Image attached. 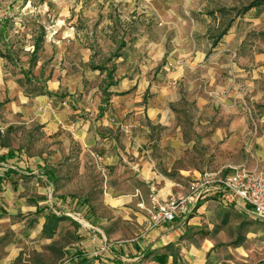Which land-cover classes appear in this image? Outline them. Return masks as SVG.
I'll return each instance as SVG.
<instances>
[{"label":"crops","instance_id":"0c3cea01","mask_svg":"<svg viewBox=\"0 0 264 264\" xmlns=\"http://www.w3.org/2000/svg\"><path fill=\"white\" fill-rule=\"evenodd\" d=\"M149 3L146 8L144 0L9 1L25 20L33 17L34 22V12L51 17L50 31L43 25L35 38L43 33V51L55 60L63 58L59 65L70 73L59 80L49 74L52 85L34 96L0 74V264H19L27 243L23 234L49 233L43 231L46 221L26 228L17 216L43 212L41 198L47 196L49 203L46 194L53 192L69 138L82 151L101 155L107 204L116 215H136L141 226L138 236L110 247L105 235L96 238L81 229L90 257L77 254L69 264H264L263 232L253 228L250 209L225 193H203L187 215L155 226L139 207L140 201L147 205L152 189L163 202L190 194L203 171L264 166V110L254 130L246 113L248 104L264 103V54L241 49L250 31H264V4L256 3L236 18L226 19L228 11L213 18L177 15L181 26L176 27L186 33L177 48L153 42L145 30L128 36L132 19H146L149 11L164 13L165 21L171 17L174 6L165 0ZM77 21L99 22L105 29L76 30ZM118 26L124 30L120 34ZM93 33L107 42L101 51L89 44ZM91 65L114 69L107 103L102 101L106 71ZM14 125L39 127L48 152H33L31 135L17 148L2 140L13 132L16 140L23 135ZM69 198L51 196L57 206ZM104 246L108 249L95 253Z\"/></svg>","mask_w":264,"mask_h":264},{"label":"rangeland","instance_id":"374dc122","mask_svg":"<svg viewBox=\"0 0 264 264\" xmlns=\"http://www.w3.org/2000/svg\"><path fill=\"white\" fill-rule=\"evenodd\" d=\"M9 1L0 0V74L7 80L21 82L25 93L31 96L41 94L48 90V86L52 85V81L49 80L51 79L49 74H54V77H57L59 80L62 76L70 73V70L62 71V69L66 68L61 64L59 65V62H63V58L55 60L53 55L43 51L45 38L42 47L31 58L30 50L33 39L43 29V25L46 32L50 31L51 17H47L42 12H34L33 16H36L34 22L33 17H31V20H25L20 17V8L11 6ZM252 1L255 0H165L166 3L174 6L168 14L171 16L168 21H165L163 18L164 13L163 15H158L149 11L146 19H132V27H128L129 30L127 29L126 31H128L129 36L132 30L137 34L145 30L153 42L161 44L160 42L163 41L165 47L168 44L170 47L181 48L183 37L186 36V33L179 32V29L176 27L181 26L176 18L177 15L186 19L201 14L213 18L228 11L230 15H227L226 19L229 16L236 18L241 13L243 6ZM144 2H146V8L150 6L149 0H144ZM256 3L264 4V0H256ZM150 10L152 11V9ZM135 12L134 9L132 14ZM73 26L76 30L85 27L94 31L105 29L104 24L101 25L99 22L87 24L77 21L73 23ZM116 31L117 34H120L119 31L124 30L118 26ZM92 40V43L89 44L96 52L101 51L102 47L107 45V42L99 34L94 35L93 33ZM126 40H128V37ZM122 42L124 43L125 41ZM81 44L82 42H79L77 48L81 47ZM241 49L244 52L254 51L257 54H264V31H250L247 39L242 42ZM95 56L96 60H101V56L99 57L97 53ZM36 66H41L42 68L39 69ZM22 68L30 70L32 74V77L29 76L30 82L24 79L21 72ZM95 79L98 80L99 77L96 76ZM84 81L88 82L85 79ZM61 88L59 86L57 92H60ZM79 101L80 104L86 105L85 101ZM253 105V107H250V104H248L247 106L250 108V111L246 110L251 130H254L258 123L259 112L264 110V103ZM14 126L15 131H20L23 137L18 136L19 140H16V133L13 132L8 137L4 136L2 140L12 142L10 143L11 146L17 148V146L22 144V139L25 140L27 135H31L33 138V143H31L32 151L39 152L42 150L48 152L47 141L43 139L44 136H42L39 127L33 125H30L29 128H26L24 125ZM253 137L254 134L250 136V139ZM68 141L70 142L68 155L62 162H59L57 179L52 184V194H69L70 198L68 202L65 206L54 205L51 200L52 194L49 195L47 193L49 203L45 202L46 196V198H41V201L44 203L39 205L43 212H34L33 215L29 213L25 216H21L20 214L17 216V222L23 220L26 228H30L31 226H36L39 222L45 223L47 214H56L55 211L60 212V214L62 212L68 214H65V218L57 223L52 232H40L33 238H29L23 234V238L27 243L23 245L19 253V264H69L70 259L74 258L77 254L81 258H89V254H86L83 247L82 239L85 238L80 236L81 229H85L86 232H89L91 236L94 235L96 238H101L102 234L105 235L109 247L115 244L116 241L134 238L140 233L139 229L141 226L136 220V215H116L112 212L109 204H107L103 195L105 177H103V173L100 170L101 166L105 169V165L103 163L97 164L93 156V154L99 153L94 150L82 151L75 140L69 138ZM104 174L107 177L106 170H104ZM76 204H79L80 208H77ZM251 223L253 224V228H257L263 232L262 236L264 239V223L257 219L252 220ZM32 240L39 242L32 246L29 244Z\"/></svg>","mask_w":264,"mask_h":264},{"label":"built area","instance_id":"2783aa9c","mask_svg":"<svg viewBox=\"0 0 264 264\" xmlns=\"http://www.w3.org/2000/svg\"><path fill=\"white\" fill-rule=\"evenodd\" d=\"M2 131V128H0ZM97 164L102 163L99 154H93ZM100 170L104 174V167ZM191 193L178 196L170 202H163L153 189L148 194V203L140 201L139 207L146 210L151 225L171 222L178 216L187 215L199 195L210 191H220L227 194L235 202L250 209L253 218L264 223V166L249 169L245 165L231 168L229 171H203L192 183ZM104 246L95 253L107 250Z\"/></svg>","mask_w":264,"mask_h":264},{"label":"trees","instance_id":"16d2710c","mask_svg":"<svg viewBox=\"0 0 264 264\" xmlns=\"http://www.w3.org/2000/svg\"><path fill=\"white\" fill-rule=\"evenodd\" d=\"M255 1L250 2L249 4L243 6L242 11H247L248 9H250L252 6L255 5ZM42 42H43V33L40 34L38 37L35 38L34 43H33V51L31 53V58L34 57L36 55V53L38 52V50L41 48L42 46ZM107 63V62H104ZM91 68L93 69H100V70H105L106 71V76H105V87L103 89V103H107L109 100V95L110 93L107 92V88L112 85L113 82V72L114 69L113 68H106L104 65H91ZM21 72L23 73V77L26 81H31V79L29 78V75L31 74L30 70H24L21 69ZM32 77V76H31ZM21 86H23V84L21 82H18ZM102 109V108H101ZM64 219L63 216H55L54 214H49L47 216L46 219V223L44 225L43 231H52L54 229V227L57 225V223Z\"/></svg>","mask_w":264,"mask_h":264}]
</instances>
